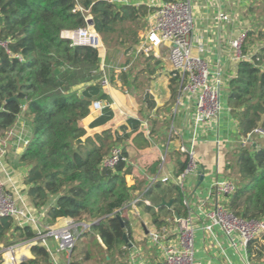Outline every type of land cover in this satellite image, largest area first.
<instances>
[{
  "label": "trees",
  "instance_id": "trees-1",
  "mask_svg": "<svg viewBox=\"0 0 264 264\" xmlns=\"http://www.w3.org/2000/svg\"><path fill=\"white\" fill-rule=\"evenodd\" d=\"M122 1L0 0V138L20 117L31 126L32 136L19 164L28 169L24 180L28 205L46 209L45 226H53L62 217L89 225L76 240L69 264H126L128 245L123 235L134 243L126 216L133 200V189L127 181L132 170L127 147L120 148L124 160H118L112 168L105 167L103 161L114 146L106 147L98 136L76 144L72 127L74 115L87 116L93 101L107 98L100 85L101 52L72 47L61 38L64 31L86 27V18H90L106 51L121 47L124 53L134 52L138 32L145 27L150 10L142 3ZM259 37L264 42V22L260 34H246L241 48L244 58L238 61L226 94V107L240 136L250 134L252 138L250 144L233 152L232 162L227 165L235 178V190L226 208L235 217L247 220L264 219V147L257 146L255 138L261 137L253 133L257 129L264 132V43L249 57L246 44L257 42ZM143 60L142 71L154 74V65L159 62ZM113 79L120 80V89L128 86L124 71H113L110 83ZM169 89L172 101L177 90L173 79L169 80ZM14 96L16 100L6 102ZM143 102L149 112L155 109L156 103L146 91ZM112 114L109 107L103 108L91 125L107 123ZM126 122L136 136L133 144L145 143L138 134L139 122ZM156 124L152 120V129ZM129 137L130 134L123 137L117 133L115 144ZM175 164L173 174L177 178L185 170L186 161L177 158ZM177 212L180 214L179 209ZM152 219L159 228L162 222L154 213ZM13 221L0 218V247L36 235L29 225ZM263 249L264 232L247 246L249 259H261ZM29 253L30 257L19 264H52L40 245L30 247Z\"/></svg>",
  "mask_w": 264,
  "mask_h": 264
},
{
  "label": "built area",
  "instance_id": "built-area-1",
  "mask_svg": "<svg viewBox=\"0 0 264 264\" xmlns=\"http://www.w3.org/2000/svg\"><path fill=\"white\" fill-rule=\"evenodd\" d=\"M123 2L127 3L126 0ZM142 4L147 6L150 13L132 57L160 59V52H166L169 78L175 81L177 87L173 118L179 109L183 110L189 118L187 122L191 126V135L187 144L181 138L178 146V151L186 161V168L175 182L183 192L186 177L196 173L194 145L197 143L199 135L218 122L220 114L227 109L225 103L223 104L222 93L223 89L228 88V84H224L221 80L219 68L213 71L207 59L193 53L194 0H146ZM208 6H213L211 0L207 1L206 7L208 8ZM89 19L86 18V22ZM233 20L234 18L230 14L219 9L212 19V26L219 29L220 26L228 25ZM245 36L246 33L243 32L230 41L233 60L236 62L244 58L241 55V48ZM61 38L69 41L72 47H89L103 52L102 55H104L105 48L100 35L88 24L84 28L62 32ZM200 40L201 38L198 37L195 42L198 43V52H203ZM101 66L104 67L103 62H101ZM102 73L100 85L102 89H107L110 86V76L104 69H102ZM111 99L113 104H119L118 99L112 94ZM103 108L105 105L101 101L92 102V110L101 111ZM189 111L191 116H189ZM202 128L204 130H201ZM253 133L260 137L264 136V132L258 129ZM179 135L180 132L175 128L172 120L169 137L174 139L180 137ZM251 140L250 134L246 137L240 136L238 147L247 146ZM9 141L8 136L0 138V171L3 174V177L0 178V218L8 217L16 219L19 225H29L36 235L30 240L0 247L1 264H19L20 259L26 257L25 252L34 245H40L47 251L52 264H69V255L76 240L85 229L89 228V225L69 222L56 229L42 228L37 213L28 207L24 196L15 187L13 171L3 164ZM13 141L15 148L23 154L28 142L20 137H16ZM165 156L166 152L160 158L161 165L165 162ZM120 159L124 160L121 157L120 148L113 147L110 156L104 159L103 166L112 168ZM7 185L11 187L10 190L6 188ZM234 190V180L215 177L206 192V199L197 202L194 208L191 207L192 204L190 205V201L186 197L183 198V205L188 208L186 215L173 216L167 222L168 225L148 233L150 246L156 248L161 254L162 260L159 264H195L197 232L201 233L203 242L213 241L218 249L223 251L222 245L217 239V231L222 234L226 244L239 254L243 264H255L248 258L247 246L264 232V219L247 220L231 214L226 208V204ZM142 200L141 196H137L131 201L129 207L135 209ZM145 203L149 205L147 201ZM41 215L43 217L45 212ZM50 239L57 244L55 251L50 247ZM61 253L65 254L63 260L59 256ZM259 264H264V249Z\"/></svg>",
  "mask_w": 264,
  "mask_h": 264
},
{
  "label": "crops",
  "instance_id": "crops-1",
  "mask_svg": "<svg viewBox=\"0 0 264 264\" xmlns=\"http://www.w3.org/2000/svg\"><path fill=\"white\" fill-rule=\"evenodd\" d=\"M207 1L208 0H194V16L198 19V24H195L194 37L192 38L194 47L193 53L207 59L213 71L219 68L222 73V69H224L230 81L235 75L238 64V62L233 60V50L230 46V41L238 34L243 32L248 34L250 32L247 25L245 26L243 24L244 19H242L245 14L243 15L241 9L245 5L243 0H211L213 6H208L207 8ZM219 9L230 14L234 20L228 25L224 24L220 26L219 29H215L212 26V19ZM201 12H203V15H200ZM198 37L201 38L200 44L203 47V52H198V43L195 42ZM165 53V51L160 52V59L151 58L152 64H154L155 61L159 62V64L154 65L155 72H157L155 77L166 79L167 88L165 87V89L169 97L164 105L160 106L151 95L156 103L154 110L149 112L146 107L147 112L145 113L142 107L139 106L140 108L137 109V106V112L126 114L127 97L125 94L127 91L114 88L112 87L113 85L110 84L107 89H103L107 98L99 99V101L105 105V108L109 107L111 109L113 113L112 118L103 125L93 127L91 125L92 122L101 115L102 110L94 111L90 109V113L87 116L80 117L74 115L75 117L72 123L76 141L81 140L83 143L87 138L98 136L106 147H127L126 151L129 154L128 160L132 168L131 175L127 177L128 186L133 189V199L137 196H141L143 200L137 204L135 209L129 207L127 210L126 216L131 223L134 243H130L132 245L131 248L128 247L126 264H141L143 262L148 264L160 263L162 260L161 254L156 248L150 246L148 233L168 225L167 222L173 216H185L188 208L183 205V198L186 197L187 200L190 201L192 208L195 207L197 202L205 200L206 192L215 177L231 180V170L227 169V165L232 162L233 152L238 148V140L240 139L237 123L231 117L226 107L227 109L220 114L218 122L212 124L210 129L208 128L209 131H205L204 128L201 129L204 130V132H200L199 139L194 145L196 173L194 172L186 177L183 192L176 186V177L173 174V168L176 165L177 158L181 162L184 160L183 155L178 151V146L181 142V138L183 142L187 144L191 135V126L190 123L187 122L189 118L182 110L181 116L179 117V126L176 127L180 132V137H175L174 139L169 137L170 124L176 116L173 118L175 98L172 101L170 100L169 63L168 67L163 64V59L167 58V54L165 55ZM101 62L104 64V59L101 60ZM154 74H150L152 76L150 79L155 78ZM229 81L226 84H228ZM111 94L118 99L119 104H113ZM156 109H159V111L156 112ZM142 113L145 115L142 116ZM189 116H191L190 111ZM20 119L22 121H20ZM127 119L139 122L138 134L142 136L145 143L133 144L136 136L134 133H131L132 129L128 126L126 122ZM152 120L157 122V126L154 128L155 130L152 129ZM163 122L164 124H162ZM157 128L158 131H156ZM147 132L149 133L148 135ZM117 133L121 134L123 137H126V134H130V137L129 139H123L121 144L119 143L116 145L115 136ZM6 136L10 139V143L8 144L7 154L3 164L13 171L14 184L19 187V191L26 199V204L28 205V187L24 183L28 169L19 164V157L22 153L19 149L15 148V142L13 140L16 139V137H20L28 142L32 136V128L24 118L20 117ZM165 152V162L161 165L160 158ZM2 177L3 174L0 171V178ZM165 183H167L168 186L165 185ZM153 186H156L155 192H151ZM170 190L177 193L176 197L170 198L169 200L165 197L163 198L162 196L164 193L170 196ZM157 192L161 193L158 194ZM152 199L161 203L158 206H152ZM176 199L178 200L177 202H175ZM170 200H172L171 207L162 205L163 202L168 203ZM145 201H147L149 205L146 204ZM28 207H30L34 213H37V217L40 219V224L43 229H56L72 222L62 217L58 218L53 226H45V215L42 217L41 214L46 212V209H34L30 205H28ZM160 207L165 209L162 211ZM178 209L180 210V214L177 212ZM153 213L157 219L162 222L159 228L153 222ZM217 239L221 243L223 251L218 249L213 241L203 242L201 233L197 232L195 264H243L239 254L226 244L225 239L219 231H217ZM25 255H28L26 258L30 257L29 250L26 251ZM64 258L65 254L60 255L61 260ZM253 262L259 264L260 259Z\"/></svg>",
  "mask_w": 264,
  "mask_h": 264
},
{
  "label": "rangeland",
  "instance_id": "rangeland-1",
  "mask_svg": "<svg viewBox=\"0 0 264 264\" xmlns=\"http://www.w3.org/2000/svg\"><path fill=\"white\" fill-rule=\"evenodd\" d=\"M126 1L127 2L129 1L134 4H141V3H144L146 0H126ZM243 2L245 6L242 7V9L240 8L242 10L241 12L243 13V15L245 14V16L242 17V19H244L243 24L245 26L247 25L250 31H254L253 34H260V31L262 28V22H264V0H243ZM203 12H201L200 15H203ZM194 21H195V24H198V19L195 18ZM143 32H144L143 29L138 32L139 37L143 34ZM119 35L122 38H124L123 34H119ZM139 37H138V43L136 44L135 49L139 44V40H140ZM100 39L102 41L101 36H100ZM262 41L263 40H261V38L259 37L257 42H254L253 44L246 43L248 46L247 47L248 57L256 52V50L258 49V46L264 43ZM103 45L105 48V52H104V55H102L103 52H101V60L103 56L104 57V67L102 68L101 66V70L104 69L106 71V73L110 76L109 79L112 77L113 71L115 70L126 72L128 86H125L122 89V90L127 91V93L125 94L127 97V108L125 110L126 114H131V112H137L136 110L137 106H138L137 109L142 107L143 111L145 113L147 112L146 105L143 102V93L145 91L149 92V94L152 95L156 99V101L158 102L160 106L165 104V102L168 100V97H169V94L167 93L165 89V87L167 88L166 79H163L162 77L156 78L155 76L157 75L156 74L157 72H155L154 74L155 78L150 79V77L152 76L148 74L147 71H142L143 66H144L143 57L139 56V57L133 58L132 57L133 52L124 53V50L121 47H114L115 49L114 48L110 50L107 49L106 51V46L104 43ZM127 59H129L130 61L128 63H125ZM166 59H163L164 60L163 64H165V66L168 67V62ZM221 80L223 81L224 84H226L229 81L224 69H222ZM110 84L113 85L112 87L119 89L120 80L116 81L113 79V83H110ZM131 84L132 85L135 84V87L131 86ZM226 94H227V89L225 90L223 89V93H222L223 104L226 102L225 101ZM181 112L182 110L179 109L177 111L176 117L173 119L175 128L179 126V117L181 116ZM141 115L144 116L145 114L142 113ZM20 121L22 120L20 119ZM255 141L257 142L258 147H264V136H262L261 138L256 137ZM250 151L253 152V148ZM230 177L232 180H235L233 176L230 175ZM14 185L17 188V190H20L16 184ZM165 185L168 186L167 183H165ZM6 188L9 190L11 189L9 185H7ZM155 190H156V186H153L151 188V192L153 191L155 192ZM170 192H171L169 193L170 196H168L167 193H164L162 197L163 198L165 197L168 200L170 198H175L177 193L171 190ZM157 193L160 194L161 192H157ZM151 203L153 204L152 206H158L161 202H158L152 199ZM164 209L165 208L160 207V210L163 211ZM13 220H14L13 221L14 223H17L16 219H13ZM49 244H50L51 249L55 251V249L57 248L56 242L50 239ZM62 254L63 253L59 254V256ZM25 256H28V255H25Z\"/></svg>",
  "mask_w": 264,
  "mask_h": 264
},
{
  "label": "water",
  "instance_id": "water-1",
  "mask_svg": "<svg viewBox=\"0 0 264 264\" xmlns=\"http://www.w3.org/2000/svg\"><path fill=\"white\" fill-rule=\"evenodd\" d=\"M87 24H88L89 26H92V24H93V23H92V20L89 19V21L87 22ZM11 100H16V96H14L13 98H11L10 100H7L6 102L11 101ZM75 143H76V144H80V143H82V141H81V140H77V141H75ZM162 205H166L167 207H171V205H172V200H170L168 203H164V202H163ZM116 217H117L118 220L120 221V225H121V227H123L124 224H123V221L121 220V217H120L119 215H117ZM123 239H124V242L128 245V247L131 248L132 245L129 243V241H128V239H127V237H126L125 234L123 235ZM25 259H27V258H26V257L21 258V259H20V262L24 261Z\"/></svg>",
  "mask_w": 264,
  "mask_h": 264
}]
</instances>
